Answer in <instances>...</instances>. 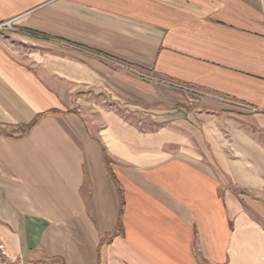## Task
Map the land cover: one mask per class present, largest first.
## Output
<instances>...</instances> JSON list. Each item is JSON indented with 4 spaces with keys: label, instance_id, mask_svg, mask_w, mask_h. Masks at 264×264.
<instances>
[{
    "label": "crops",
    "instance_id": "crops-1",
    "mask_svg": "<svg viewBox=\"0 0 264 264\" xmlns=\"http://www.w3.org/2000/svg\"><path fill=\"white\" fill-rule=\"evenodd\" d=\"M6 21L3 263L264 264V0H0Z\"/></svg>",
    "mask_w": 264,
    "mask_h": 264
},
{
    "label": "built area",
    "instance_id": "built-area-1",
    "mask_svg": "<svg viewBox=\"0 0 264 264\" xmlns=\"http://www.w3.org/2000/svg\"><path fill=\"white\" fill-rule=\"evenodd\" d=\"M0 29H4V30H7V31H13L14 28H13L12 21H6L5 23L0 24ZM116 64H119V63H116ZM120 65L123 66L124 68H126L127 70H129L130 72H132L133 74L137 75L138 77H140L144 81L157 83V84H166V85H171V86H175V87H179V88L188 89V90H191L193 92H196V93H199V94H202V95H205V96L220 100L222 102H225V103H228V104H231V105H236V106H239V107H243V108H246V109H248L250 111H256L255 107H253L251 105H248V104H245V103H242L240 101H237V100H235L233 98L226 97L224 95H219V94H216V93H212V92H209V91H205V90H202V89H197L195 87H191V86H188V85H185V84H182V83H177V82H174V81H172L170 79H167L165 77L156 75V74H154L152 72H148V71L139 69V68L131 66V65H123V64H120Z\"/></svg>",
    "mask_w": 264,
    "mask_h": 264
},
{
    "label": "rangeland",
    "instance_id": "rangeland-1",
    "mask_svg": "<svg viewBox=\"0 0 264 264\" xmlns=\"http://www.w3.org/2000/svg\"><path fill=\"white\" fill-rule=\"evenodd\" d=\"M147 128V127H146ZM4 262V258H3V254H0V264H14V263H3Z\"/></svg>",
    "mask_w": 264,
    "mask_h": 264
}]
</instances>
